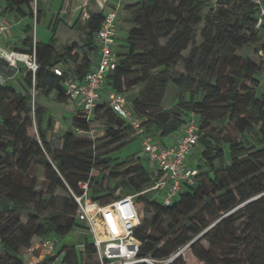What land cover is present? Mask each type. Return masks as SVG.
<instances>
[{
  "label": "trees",
  "instance_id": "1",
  "mask_svg": "<svg viewBox=\"0 0 264 264\" xmlns=\"http://www.w3.org/2000/svg\"><path fill=\"white\" fill-rule=\"evenodd\" d=\"M4 1L6 10L31 21L24 48L17 51L35 52L39 69L35 78L27 71L26 85L46 95L55 92L57 101L66 103L64 79H82L91 69L99 54L97 33L105 12L90 11L81 28L82 42L60 50L55 26L47 43L33 36V22L38 25L43 16L40 5L33 8L36 0ZM126 11L130 16L123 23L129 30L117 46L118 66L106 78V89L126 95L142 88L132 110L156 141L180 131L195 116L202 161L194 166L196 184L186 186L173 205L164 206L155 192L153 198L141 194L155 179L131 158L116 166L123 177L119 185L127 192L110 198L102 186L93 187L102 178L94 171L110 164L97 153L112 146L120 150L134 141L129 139L130 125L103 102L90 121L78 111L72 128L60 136V147L53 148L48 137L55 120L48 109L33 103L30 90L22 93L0 85V264H25L22 250L41 240L64 238L77 227L87 230L76 218L72 195H82V182L90 184V201L102 205L140 194V210L143 204L144 214L151 215L143 218L141 210L136 229L141 257L164 260L191 243L189 250L204 264H264V63L239 53L251 49L257 56L264 48L258 8L250 0H135ZM202 24L203 42L197 45ZM79 25L78 18L74 28ZM55 68L62 69L64 77L57 76ZM170 83L189 93V100L180 98L171 111L162 107ZM94 130L102 131L95 142ZM212 219L217 222L210 227ZM85 251L95 258L90 236ZM70 259L66 253L61 264H72ZM170 264L186 261L180 256Z\"/></svg>",
  "mask_w": 264,
  "mask_h": 264
},
{
  "label": "built area",
  "instance_id": "2",
  "mask_svg": "<svg viewBox=\"0 0 264 264\" xmlns=\"http://www.w3.org/2000/svg\"><path fill=\"white\" fill-rule=\"evenodd\" d=\"M257 8L259 19L257 28L264 26V0H250ZM105 12V19L101 29L97 33L99 56L84 78L79 79L68 76L64 79L65 97L69 101L78 102L80 109L85 112L84 118L92 120L93 113L99 104L106 102L112 111L125 120L132 129L134 137L143 140L144 153L149 161L157 166L158 175L155 182L146 191L155 192L164 206H171L177 201L186 186L196 184L197 170L189 165V156L196 153L199 140V125L194 115L181 128L177 143L171 147H163L146 134L142 120L133 112L126 95L122 93L106 91V78L116 70L119 62L117 52V15L115 12H106L105 6L101 10ZM89 18V16H87ZM8 26L5 18L0 16V38L6 32ZM257 57L264 63V48ZM0 60L9 66L19 69L23 66L31 71L33 78L39 69L36 54H26L18 51H10L0 44ZM54 72L59 77H64L62 69L55 68ZM35 89L32 91L33 103H35ZM80 134L84 132L76 129ZM93 132H91V135ZM82 195L72 193L78 209L77 220L84 224L90 234L95 248V259L98 264H170L180 256H184L191 243L179 249L171 257L164 260H156L151 257H141V242L136 237V229L141 224V210L137 202V195L124 196L114 200L110 204L102 205L90 201V184H79ZM41 251H53L56 241L53 239L41 240L38 243Z\"/></svg>",
  "mask_w": 264,
  "mask_h": 264
},
{
  "label": "rangeland",
  "instance_id": "3",
  "mask_svg": "<svg viewBox=\"0 0 264 264\" xmlns=\"http://www.w3.org/2000/svg\"><path fill=\"white\" fill-rule=\"evenodd\" d=\"M52 1V0H51ZM49 2V0H36L33 3V8L36 11L37 4L40 5L42 4L43 8L46 9V15L44 17V20L42 23H40V31L45 30L47 26H49V22L52 19L54 13H58L61 7V0H57L52 2ZM38 2V3H37ZM49 2V3H48ZM93 0H88V6L86 9H82L79 11V18H81L79 28H77L73 33H65L63 36H61V42H63L64 38L69 37L67 41L73 43V42H82L83 38V31H82V26L85 23V21L88 19L87 16H89L90 11H95L98 12L99 9L97 6L92 5ZM95 2V1H94ZM135 2V0H111L108 5H107V10L111 12H115L117 15V36H116V42L117 46L119 43L124 41L125 36L128 33V26L124 24V19L128 18L130 14L126 11V6L130 3ZM87 11V13H85ZM207 12L205 13V15ZM65 15H61L62 19H65ZM59 19L55 18L56 23H58ZM27 23H31V21H28ZM33 25L35 27L33 36L37 38V24L33 22ZM204 27V24L201 26V30L199 33V36L196 40L197 45L202 44L203 39L201 37V32ZM52 35V32L50 34V37ZM49 37V39H50ZM262 38L264 39V35L262 34ZM49 39L45 42H49ZM68 43V44H71ZM67 45V44H65ZM59 49H62V46L59 47ZM118 49H120L118 47ZM239 53L241 55H244L246 57L252 58L255 61H259L258 57L255 55L254 51L251 49H243L240 50ZM180 71H182V67L180 66L178 68ZM261 79H264V73L260 75ZM142 88L141 87H136L132 91H140ZM138 92H130L126 94V98L128 99V102L132 105L136 101L138 97ZM262 92H264V81H262ZM43 93V92H42ZM35 100L36 103L39 104V101H41L40 98V93L36 91L35 93ZM182 102H186L189 100V93L186 92H181L179 91L178 88H176L172 83L168 85L167 92L165 94L162 107L166 110H172L174 109L175 104L178 103L180 100ZM44 101V98H43ZM47 107H48V113L53 114L54 117L58 121V125L63 126L59 128V133H53L51 134V137H48L49 142L51 143L53 148H58L60 147V134L64 132L65 129L69 130L72 128V112L74 109H72V104L71 102H66V103H55L52 101H47ZM81 109H76L77 113ZM224 122L217 123L216 126H223ZM50 135V134H49ZM100 136H102V131L99 130H94L93 134L91 135V140L95 142ZM149 137L155 138V136L151 133L148 134ZM134 138L135 140L128 143L126 146L121 148L120 150L116 149V146L109 147L103 151H100L97 154H102L103 158L106 160H109L110 164L109 167L105 168H97L94 171V174H97L99 171L101 172L102 178L99 180V183H93L94 188H98L102 186L105 190H107L111 195L110 198L114 199L120 195H123L127 192V189L121 187L119 183L123 179V177L120 175V171L117 169V164L123 163L131 158L137 159L140 161L141 164H143L149 172L153 175V169L154 165L149 159L147 158V155L144 153V147H143V140L140 137H134L132 134L129 136V139ZM219 139L221 138L220 136L218 137ZM222 148L227 152L226 153V163L229 161V156H228V151H227V146L222 144ZM189 165L192 166H198V164H202L201 158H200V150L199 148H196V153L192 154L189 156L188 159ZM225 163V164H226ZM218 164V162H217ZM218 166V165H217ZM112 176H115V178H112ZM41 180H43V177H40ZM147 198H153L156 196L154 192H148L146 195ZM108 199L111 200V199ZM142 205V216L143 218L151 217V215L147 214L145 212L144 214V205ZM62 206V200L59 201L58 207L61 209ZM243 207V205L239 206L237 209ZM146 210V207H145ZM52 209L46 211L44 214L51 213ZM27 217L23 218V223H26ZM212 227L216 222L213 221V219L210 221ZM90 234L85 228L77 227L74 229L72 233L69 235L65 236L64 238L61 239H54L56 240V246L54 250L51 252L49 251H41L39 249V245L35 244L29 249L22 250V255L21 258L25 262V264H61V261H63V258L65 257L66 253L70 254V260L72 264H97V261L94 257L90 256V254L85 251L86 243L88 241ZM205 247H207V243L202 242ZM3 255L0 251V260L2 259ZM54 258V260H50ZM184 259L186 261V264H204L202 261L198 259V257L190 250H187L184 255ZM47 260V261H46Z\"/></svg>",
  "mask_w": 264,
  "mask_h": 264
},
{
  "label": "crops",
  "instance_id": "4",
  "mask_svg": "<svg viewBox=\"0 0 264 264\" xmlns=\"http://www.w3.org/2000/svg\"><path fill=\"white\" fill-rule=\"evenodd\" d=\"M50 1L51 0H49V2ZM54 1H57V0H52L51 2L53 3ZM93 4H94V6H97L99 11L101 10V5H103V6H105L106 12H109L107 10L108 0H93L92 5ZM87 6H88V0H61V7H60L59 12L56 14L54 13L52 19L49 22V26H47V28L45 30L40 31V29H39L40 25L39 24L43 22L44 17L46 15V9L43 8L42 4H40V7H41L42 12H43V16L41 18L40 23L37 25V38H35V36H34L35 40H39V41L45 43L50 37V34L52 32V28L55 26V28L57 30L56 37H57L58 48L60 46H62V47L65 46V44L71 43V42L67 41V39L69 37L62 39L64 41L61 42V36H63L65 33H73L77 29V28H74V24H75L76 20L79 18L78 13L83 8L86 9ZM85 13H87V11H85ZM61 15H65L66 16L65 19H62ZM0 16L5 18L7 26H8L6 32L0 38V44L4 48H6L7 50H10V51H17L18 48H24L23 41H24V39H26L30 35L26 32V26L29 24L27 22L30 21V19L27 17L22 18V17L18 16V14H16L15 12H11L9 10H6V2L4 0H0ZM55 18L59 19L58 23L54 22ZM79 19L81 21V18H79ZM52 35H51V37H52ZM51 37H50V39H51ZM98 56H99V54H98ZM27 71L28 70L26 68H24L23 66L19 67V69H15V68L9 66L3 60H0V85H11L19 92L24 93L26 90H30L32 93L33 89L32 90L29 89V87L26 85L25 79H24L26 74H27ZM262 81H264V79H262ZM105 92H108V90L106 89ZM132 92H138V91L135 90ZM39 93H40V98H41V101H39V104L46 107L47 109H48L47 101H49V100L52 102L60 104L56 99V93L55 92H52L49 95H46V94L42 93L41 91H39ZM43 98H44V101H43ZM127 101H128V99H127ZM67 102H71V104H72V109H74V110L71 114L73 117L76 114L75 113L76 109H80V106H79L78 102H75V101H69L68 100ZM50 115L55 120L54 133H59V128H61L63 126L58 125V121L54 117L53 114H50ZM66 131H67V129H65L64 132H62L60 134V136L63 135ZM49 136L51 137V133ZM179 137H180V132H176L173 135L162 139V141H156L154 139L153 140L160 143L163 147H171L177 143ZM153 165H154L153 166L154 167V169H153L154 173H153V175L152 174L151 175L153 176V178H155L158 175V172H157L158 170H157V166L154 163H153Z\"/></svg>",
  "mask_w": 264,
  "mask_h": 264
},
{
  "label": "water",
  "instance_id": "5",
  "mask_svg": "<svg viewBox=\"0 0 264 264\" xmlns=\"http://www.w3.org/2000/svg\"><path fill=\"white\" fill-rule=\"evenodd\" d=\"M200 237V236H199Z\"/></svg>",
  "mask_w": 264,
  "mask_h": 264
}]
</instances>
